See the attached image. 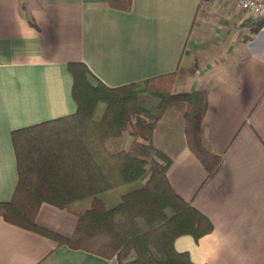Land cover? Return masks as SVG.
Returning a JSON list of instances; mask_svg holds the SVG:
<instances>
[{
  "label": "crops",
  "instance_id": "obj_1",
  "mask_svg": "<svg viewBox=\"0 0 264 264\" xmlns=\"http://www.w3.org/2000/svg\"><path fill=\"white\" fill-rule=\"evenodd\" d=\"M72 62L109 87L175 71L177 90H207L202 124L222 156L211 179L205 182L178 118L163 116L153 135L172 160L171 188L212 225L198 239L177 237L173 247L194 264H264V20L230 0H132L128 12L105 0H0V201L16 183L11 131L75 111ZM116 140L108 148L129 144ZM36 222L67 237L76 216L41 204ZM0 264L117 261L0 217Z\"/></svg>",
  "mask_w": 264,
  "mask_h": 264
},
{
  "label": "trees",
  "instance_id": "obj_2",
  "mask_svg": "<svg viewBox=\"0 0 264 264\" xmlns=\"http://www.w3.org/2000/svg\"><path fill=\"white\" fill-rule=\"evenodd\" d=\"M111 9L128 12L132 0H105ZM71 76L72 114L15 129L10 139L16 183L0 201L7 224L37 233L117 264H194L177 252L174 240L194 239L212 230L210 221L171 188V158L153 143L159 120L170 115L182 122L189 151L206 172L218 171L222 156L207 140L202 124L207 90H177L176 72L109 87L82 62L67 65ZM104 105L100 117L94 113ZM129 137L125 149L109 150L110 139ZM140 182L107 206L102 194ZM89 199L86 207L80 203ZM41 204L76 216L72 233L61 236L36 222Z\"/></svg>",
  "mask_w": 264,
  "mask_h": 264
},
{
  "label": "rangeland",
  "instance_id": "obj_3",
  "mask_svg": "<svg viewBox=\"0 0 264 264\" xmlns=\"http://www.w3.org/2000/svg\"><path fill=\"white\" fill-rule=\"evenodd\" d=\"M104 105L102 103H99L96 107L94 116L95 118L100 117L102 110H103ZM125 139V140H124ZM129 137L124 136V138H121L119 140H116L117 142H115L116 144H114L116 147H120L123 146V144L125 143V141H128ZM114 143V142H113ZM114 148L111 144L109 146V150H118V149H111ZM140 186V182H133V183H128L126 185L120 186L118 188L112 189L108 192H105L104 194H102V198L104 200V202L106 203V205L112 206V204H116L117 202H119V198L122 194L134 190L136 188H138ZM89 204V199H85L80 203V206H78L79 208L82 207H86Z\"/></svg>",
  "mask_w": 264,
  "mask_h": 264
},
{
  "label": "built area",
  "instance_id": "obj_4",
  "mask_svg": "<svg viewBox=\"0 0 264 264\" xmlns=\"http://www.w3.org/2000/svg\"><path fill=\"white\" fill-rule=\"evenodd\" d=\"M249 15L264 20V0H230Z\"/></svg>",
  "mask_w": 264,
  "mask_h": 264
}]
</instances>
